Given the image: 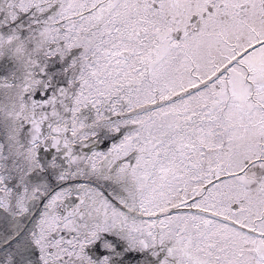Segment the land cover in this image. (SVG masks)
Returning a JSON list of instances; mask_svg holds the SVG:
<instances>
[{
    "label": "snow or ice",
    "instance_id": "snow-or-ice-1",
    "mask_svg": "<svg viewBox=\"0 0 264 264\" xmlns=\"http://www.w3.org/2000/svg\"><path fill=\"white\" fill-rule=\"evenodd\" d=\"M0 264H264V0H0Z\"/></svg>",
    "mask_w": 264,
    "mask_h": 264
}]
</instances>
